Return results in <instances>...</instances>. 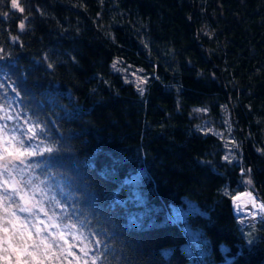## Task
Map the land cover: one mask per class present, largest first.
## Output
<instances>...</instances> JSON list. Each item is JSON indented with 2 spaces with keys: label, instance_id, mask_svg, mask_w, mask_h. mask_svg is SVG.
Masks as SVG:
<instances>
[{
  "label": "trees",
  "instance_id": "1",
  "mask_svg": "<svg viewBox=\"0 0 264 264\" xmlns=\"http://www.w3.org/2000/svg\"><path fill=\"white\" fill-rule=\"evenodd\" d=\"M20 5L0 0V105L34 130L44 204L87 237L94 264H188L168 215L185 199L216 262L225 245L230 264H264V224L242 228L231 203L248 179L264 201V0ZM117 61L147 77L144 94ZM199 110L233 118L241 165L197 132Z\"/></svg>",
  "mask_w": 264,
  "mask_h": 264
},
{
  "label": "rangeland",
  "instance_id": "2",
  "mask_svg": "<svg viewBox=\"0 0 264 264\" xmlns=\"http://www.w3.org/2000/svg\"><path fill=\"white\" fill-rule=\"evenodd\" d=\"M206 34L211 36L209 30H206ZM114 69L124 77L126 82L133 84L141 94L145 93L148 79L142 71L132 67H124V64L118 61L115 63ZM0 108L7 110L1 105ZM7 112L12 114L8 110ZM226 112L220 121L214 122L211 119H206L207 112L199 110L201 123L196 130L202 135H212L221 139L224 146L223 160L231 165H241L242 152L240 143L236 139V122ZM3 116L4 112L0 111V125H7L6 133H0V154L5 156V160L0 161V166L5 165L8 161L11 163H7L10 175L5 174L0 177V184L7 179L9 183L6 187H8L9 192L13 187L18 189V192L10 199H6V193L0 195V264H17L18 259L20 264H24L25 261L28 264H94L93 247L88 242L87 237L71 226L64 225L56 215L49 213L44 204L46 199L40 194L44 184L42 181L38 184L36 168L30 165L32 155H21L26 152L36 154L39 151L33 141L26 139V136H32L34 132L28 131V129H32L30 124L24 121L19 122L15 117L11 120H5L2 118ZM242 134L243 132H241ZM20 140L24 141L23 147L18 143ZM5 148L12 153V156H8L4 152ZM17 156L20 158L17 159ZM2 170L0 167V171ZM143 173L144 170L142 169L139 175H143ZM249 181L251 180H245L249 186L247 189L252 187ZM139 182L140 177L134 180V183ZM0 193H3V188H0ZM184 202L185 205L183 206H172L168 210V215L174 222L183 224L182 228L187 237V243L181 247V250L189 258L188 264H230L233 259L227 255L229 249L225 245L221 248L226 257L225 261L216 262L212 257L209 241L201 231L194 230L188 221L190 216L204 215V213L194 202L188 199H185ZM246 203L251 204L248 200ZM21 207L30 208L31 211L22 212L20 211ZM238 207L241 208V206ZM251 217L264 221V213L256 209L253 210ZM149 225L158 226L161 225V222L152 219ZM254 225L256 224L252 226ZM163 253L169 257L172 255L173 249L164 250Z\"/></svg>",
  "mask_w": 264,
  "mask_h": 264
},
{
  "label": "snow or ice",
  "instance_id": "3",
  "mask_svg": "<svg viewBox=\"0 0 264 264\" xmlns=\"http://www.w3.org/2000/svg\"><path fill=\"white\" fill-rule=\"evenodd\" d=\"M11 8L12 9H16L20 13H23L25 11V9L23 7H21V5H20V0H11ZM19 27H20L21 30H23L25 25L23 23H21L19 25ZM113 67H115V64L113 65ZM0 111L4 112V116L2 117L3 119H5V120L13 119V117L7 112V110H4V109L0 108ZM6 129H7V125L6 124L0 125V133H6ZM28 131L29 132H33L34 130L33 129H28ZM24 135H27V133H24ZM32 138L33 137H31V136L28 137V139H32ZM18 143L20 144L21 147L24 146V141L23 140L18 141ZM47 150L49 152L52 151V149H50V148L47 149ZM4 152H6L8 154V156H12V153L9 152L7 148L4 149ZM34 154L35 153H32V152H26V153H22L21 155L31 156V155H34ZM19 158L20 157L17 156V159H19ZM225 159H227V157H225ZM3 160H5V156L3 154H0V161H3ZM7 163H11V161H8ZM7 163L5 165H3V166H0L3 169L2 171H0V177H3L5 174L10 175L9 169L7 167ZM21 163H23V161H21ZM8 183H9V180L5 179V180H3V183L0 184V188H3V193H0V195L6 193L7 194L6 199H10L12 196L16 195L17 192H18V189H16L15 187H13L11 192H9L8 187H6V185H8ZM249 183H251V181H249ZM21 199H24V197H21ZM261 207H262V209H264V205H262ZM41 210H43V209H41ZM20 211H22V212H30L31 209L30 208L21 207ZM45 215H47V213H45ZM29 255H31V253H29ZM8 259H10V258H8ZM17 264H20L19 259L17 260ZM24 264H28V262L25 261Z\"/></svg>",
  "mask_w": 264,
  "mask_h": 264
},
{
  "label": "built area",
  "instance_id": "4",
  "mask_svg": "<svg viewBox=\"0 0 264 264\" xmlns=\"http://www.w3.org/2000/svg\"><path fill=\"white\" fill-rule=\"evenodd\" d=\"M240 176L244 175L243 171L239 172ZM250 201L251 204H247L246 201ZM233 212L236 220L242 226V228L247 229L253 224H256V219H252L251 214L254 209L259 210L260 212L264 211L262 201L254 192L249 189H245L240 194L236 195L233 202ZM238 206H241L239 208ZM246 210V211H245Z\"/></svg>",
  "mask_w": 264,
  "mask_h": 264
},
{
  "label": "bare ground",
  "instance_id": "5",
  "mask_svg": "<svg viewBox=\"0 0 264 264\" xmlns=\"http://www.w3.org/2000/svg\"><path fill=\"white\" fill-rule=\"evenodd\" d=\"M236 196H234L233 198H232V201H231V203H232V209H233V202H234V198H235ZM246 211V210H245ZM262 213H264V211H262ZM257 221V223H256V225L257 226H259V225H261V224H264V221H260V220H256Z\"/></svg>",
  "mask_w": 264,
  "mask_h": 264
}]
</instances>
